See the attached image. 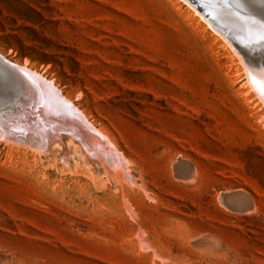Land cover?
<instances>
[{"label": "rangeland", "instance_id": "obj_1", "mask_svg": "<svg viewBox=\"0 0 264 264\" xmlns=\"http://www.w3.org/2000/svg\"><path fill=\"white\" fill-rule=\"evenodd\" d=\"M197 11L0 0V53L53 82L136 180L0 139V264H264V106Z\"/></svg>", "mask_w": 264, "mask_h": 264}, {"label": "bare ground", "instance_id": "obj_2", "mask_svg": "<svg viewBox=\"0 0 264 264\" xmlns=\"http://www.w3.org/2000/svg\"><path fill=\"white\" fill-rule=\"evenodd\" d=\"M245 1H243L239 5L238 8L239 10L230 11L224 9L223 7H221V5H216V6L213 5L214 14L217 15L223 14V16H225L227 19L231 20L233 23L237 25L245 24L252 28L253 27L255 28L256 26H264V0H245ZM196 3L202 4L199 1H196ZM210 7L211 6L207 7L206 11L207 10L210 11ZM200 15H202V13H200ZM218 18L220 19L222 17L218 16ZM205 19L207 18L205 17ZM207 21L208 23H210V26L211 25L212 27L214 26V23L211 20L207 19ZM218 22L220 23L222 22L225 25H227V23H225L221 19ZM213 28L214 30L216 29L218 33H221V35H223V37L228 42H231V40L226 36H224V34L220 30H218L215 27ZM257 32L258 33H256L255 36L246 35L251 39V42L255 41L254 45L260 46L259 50L262 49L258 51V49L256 48H251V54L255 56L254 58L247 57L244 54L243 49L237 44H233L231 47L233 48L235 54L239 57L240 63L243 66V71L246 75L245 77L246 81L244 84L245 86H247V90L252 92L255 96H257V98L261 101V103L264 106V31L261 30ZM0 56L5 60H7L8 62L14 64L15 66L21 67L35 76L44 78L41 74L29 69L26 64L19 65L15 62H12L8 60L5 56H3L1 53ZM58 90L60 91V89ZM62 96L70 106L74 107L79 111V113L84 118V121L88 124L87 125L88 127H81L79 123H77L73 118L67 115V110L61 109L60 105H58V103H56L52 99H51L52 102L49 101V105H51L52 111L54 112L58 109L59 113H62L63 116L55 117L54 115H52L53 114L52 112L46 111L47 107H44L43 105L35 107V105L38 102H34V104H32V102L34 101L33 99H35V97L32 96V94L31 97L28 96L27 99L21 101L20 103L12 107V109L5 114L6 119L11 118V121L15 122V124H10L11 125L10 127L17 126V129L21 128L22 130L31 131V133L37 134L36 136H32L33 139H35L36 141L34 142L24 141L25 146L32 148V150H34L35 152L42 154L53 151L55 152V149L59 150L61 153L57 154L56 157L60 162H62L63 164H65L67 167L70 168L72 167L73 164L71 162V159L68 158L69 157L68 149H69V151L72 154H76V155L82 154L86 161L85 163L91 166L92 167L91 169L97 168V170H101L104 172L106 171L107 178L109 180L111 181L117 180V182L119 183L125 181H128L127 183L129 182L132 183L134 181V178L130 174L128 159H126L123 156L124 154L120 152L117 145L112 141L110 136L100 129L106 135V136L105 135L102 136L103 134L100 131L99 132L102 135L98 132V130L94 127L93 123L90 121L88 116L82 110H80L73 102L68 100L63 94ZM28 106L36 110L29 111L28 114L26 111V108ZM23 115L29 117L31 116V117L30 118L28 117L29 121L27 119L23 120V122L20 121L21 126H23L20 127L17 120H19L20 117H22ZM3 124L4 125L2 126L4 127H8L9 125V123H7L8 125H6V123ZM55 124H57L56 127H54ZM104 138L107 140L108 143L105 141ZM0 139L7 143L21 145L20 143L15 142L12 139H3L1 137ZM53 147L55 148L52 150ZM133 213L134 212H132V214Z\"/></svg>", "mask_w": 264, "mask_h": 264}, {"label": "water", "instance_id": "obj_3", "mask_svg": "<svg viewBox=\"0 0 264 264\" xmlns=\"http://www.w3.org/2000/svg\"><path fill=\"white\" fill-rule=\"evenodd\" d=\"M194 6L200 10V12L208 19L214 23V27L220 30L224 36L229 38L232 44H237L240 46L244 54L247 57L253 56L251 54V47L255 44V41L251 42V39L246 35H242L239 30L235 31L230 29L224 23L218 22L220 19L218 18L217 14H214L213 5H221L224 9L227 10H239V5L245 0H188ZM196 1L201 2L196 3ZM247 2V1H245ZM210 7V11H206L207 7ZM211 14V15H210ZM254 53V52H253ZM254 58V57H252ZM32 96L35 97L33 99L34 102H38L36 106H44L47 107L46 111L52 112L55 117L63 116L62 113H59L58 109L56 111H52L51 105H49V101L54 100L58 105H60L61 109L67 110V115L73 118L81 127H88L87 123L84 121V118L79 113L77 109L70 106L67 101L63 98L60 91L55 87L54 83L45 80L42 77L35 76L28 72L27 70L15 66L14 64L8 62L4 58L0 56V137L3 139H12L15 142L23 144L25 146L24 141L34 142L36 141L33 139L32 136H36V133H31V131L26 130H19L17 126L10 127V124H15V122L11 121V118L6 119V113L12 109L16 104L20 103L21 101L25 100ZM48 97V99H47ZM51 97V98H50ZM28 106L26 108L27 113L29 111H35L36 109H32ZM29 114V113H28ZM27 114V115H28ZM29 116H22L18 121L20 127V121L28 120ZM31 117V116H30ZM29 117V118H30ZM16 121V123H17ZM29 121V120H28ZM3 123H9L8 127H4ZM28 125V124H27ZM57 124L54 125L56 127ZM16 127V128H15ZM20 140V142H19Z\"/></svg>", "mask_w": 264, "mask_h": 264}]
</instances>
